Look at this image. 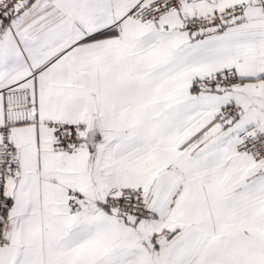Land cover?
<instances>
[{
    "label": "snow or ice",
    "instance_id": "6c2138e0",
    "mask_svg": "<svg viewBox=\"0 0 264 264\" xmlns=\"http://www.w3.org/2000/svg\"><path fill=\"white\" fill-rule=\"evenodd\" d=\"M0 264H264V0H0Z\"/></svg>",
    "mask_w": 264,
    "mask_h": 264
}]
</instances>
